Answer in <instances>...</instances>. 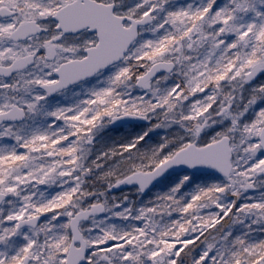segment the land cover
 <instances>
[{
  "label": "snow or ice",
  "instance_id": "obj_1",
  "mask_svg": "<svg viewBox=\"0 0 264 264\" xmlns=\"http://www.w3.org/2000/svg\"><path fill=\"white\" fill-rule=\"evenodd\" d=\"M262 75L264 0H0V264H264ZM84 83L99 86L47 108ZM124 118L149 128L89 161ZM175 165L223 180L109 196Z\"/></svg>",
  "mask_w": 264,
  "mask_h": 264
},
{
  "label": "rangeland",
  "instance_id": "obj_2",
  "mask_svg": "<svg viewBox=\"0 0 264 264\" xmlns=\"http://www.w3.org/2000/svg\"><path fill=\"white\" fill-rule=\"evenodd\" d=\"M137 2V0H126V4L128 6H131L133 4H135ZM191 2V0H173L174 6H179V5H185L187 3ZM225 2V0H218V3L223 4ZM264 83V79L263 82ZM92 86H99V85H94V84H83L80 87L75 88L74 90H69L67 92H65L64 94H61L59 96H57L56 98L50 99L49 104L47 106L48 109L54 108L58 105H65V104H72L76 101H78L83 95L84 93L88 90L89 87ZM248 93L245 92V95L247 96ZM264 103V102H262ZM37 123H41L42 125L46 123L45 119L43 117H41ZM110 128V124H107L96 136V141L95 144L93 146L92 149V155L96 156L103 152L108 150L107 149V144L109 142L112 143L113 140V136L115 135V133H112ZM129 130V129H128ZM181 130L178 128L175 130V126L173 128L170 129H156L152 132L149 133V136L151 139H145V143L146 148L151 149L152 147H154L155 144V140H159L164 136H170L174 133L180 132ZM112 137V138H110ZM148 142V143H147ZM140 146V145H139ZM113 146L111 145V148ZM141 147V146H140ZM91 155V156H92ZM118 159V158H117ZM117 159H115V161L113 162H108L106 165V167H104L105 169H107L109 166L114 165L117 162ZM96 176H98V173L94 174L93 176H90L88 179L91 180L90 184H92V182L94 181L93 177L96 178ZM190 177L189 181L185 184L187 190L191 193L194 191L195 187L192 186V183L194 182L195 179H193L192 176H188ZM184 178V177H183ZM183 178L180 179V182L183 180ZM176 183V182H174ZM166 184H168V182H166L165 184H160L155 191L151 192L149 196L145 197L144 200L142 199V197L140 196L139 192L136 189L133 190H128V191H124L123 193L120 194H112L109 195L111 196H115L118 199H123L124 196L128 197V201L125 202L124 206H128L129 204H133L136 207L139 206H143L148 204L150 201H155L156 198L160 195L166 194L169 192V189L166 187ZM96 186V185H95ZM103 187V186H101ZM99 188V187H98ZM50 193L54 194L58 191V188L56 187H52L48 190ZM256 195H258V193H256ZM118 222V221H117ZM255 227V226H254ZM244 228L242 225H237L235 226L234 231L241 232L243 231ZM262 234L264 236V232H260V231H256L253 233V238H264V237H259V235Z\"/></svg>",
  "mask_w": 264,
  "mask_h": 264
},
{
  "label": "trees",
  "instance_id": "obj_3",
  "mask_svg": "<svg viewBox=\"0 0 264 264\" xmlns=\"http://www.w3.org/2000/svg\"><path fill=\"white\" fill-rule=\"evenodd\" d=\"M41 124V123H40ZM148 128H147V126H145V125H141V126H134V127H131L130 128V130H124V129H119V130H110L112 133H115V135L113 136V140H112V143L111 142H109L108 144H107V149H109V148H111V145L113 146V147H115V146H118V145H120V144H123V143H127V142H129L133 137H135V136H137V135H141V134H143V132L144 131H146ZM110 138H112V137H110ZM155 143H157V142H162L161 141V139L160 140H155L154 141ZM146 143H145V141L144 142H142L141 143V147H140V149L142 150V151H144V150H148V148H146ZM96 158V154H95V156H90L89 157V161H91V160H93V159H95ZM113 161H115V159L114 160H111L110 162H113ZM107 165L105 164V167H106ZM105 170V168L104 169H101L100 171L101 172H103ZM185 176H192L193 177V179H195L194 180V182L192 183V186H194L195 187V189H196V187L197 186H206V185H208V184H210V183H214V182H220V181H222L223 179L222 178H218V177H216V176H214V175H201V174H198V175H194V174H190V173H176V174H171L167 179H165V181L164 182H162L161 184L163 185V184H165L166 182H168V184H166V187L169 189V191H170V189L171 188H173L174 186H176L177 184H179L180 183V179L181 178H183V177H185ZM93 179H94V181H96V178L95 177H93ZM89 181H91V180H89ZM174 182H176V183H174ZM96 187H101V186H103L99 181H96ZM89 186H91V184L89 185ZM195 189H194V191H195ZM58 191H59V189H58ZM182 193H190L188 190H187V188H186V186H184V188L182 189ZM150 195V193L148 194V195H146V196H144V197H142V199L144 200V198L145 197H147V196H149ZM259 237H264L262 234H260L259 235Z\"/></svg>",
  "mask_w": 264,
  "mask_h": 264
},
{
  "label": "water",
  "instance_id": "obj_4",
  "mask_svg": "<svg viewBox=\"0 0 264 264\" xmlns=\"http://www.w3.org/2000/svg\"><path fill=\"white\" fill-rule=\"evenodd\" d=\"M58 95V94H57ZM54 95L53 97H55ZM52 97V98H53ZM135 124H148V122L143 121V120H138L134 118H124L118 121H115L114 123H111L112 128H120V127H130V125H135ZM190 172L192 174H203V175H208V174H213L217 177H222V174L216 171L215 169L206 167V166H197V167H189L187 165H175L171 168H169L166 172L163 173L160 177H158L153 183L149 186L148 189H146L144 192H140L142 196L148 194L149 192L153 191L155 189V186L164 181L168 175L172 173H187ZM137 188L136 185H124L121 186L120 188L113 189L109 195L115 194V193H121L122 191L128 190V189H133Z\"/></svg>",
  "mask_w": 264,
  "mask_h": 264
},
{
  "label": "flooded vegetation",
  "instance_id": "obj_5",
  "mask_svg": "<svg viewBox=\"0 0 264 264\" xmlns=\"http://www.w3.org/2000/svg\"><path fill=\"white\" fill-rule=\"evenodd\" d=\"M263 79H264V75L258 77L257 80L253 81V84H252V85H248L247 88H248V89H251V87H252L253 85H256V84H260V83H262V82H263ZM84 84H85V83H84ZM82 85H83V84H82ZM246 93H247V91H246ZM59 95H61V94H59ZM59 95H57V96H59ZM57 96H56V97H57ZM145 126H147V128H149V125H145ZM132 127H134V126H132ZM126 129L128 130V128H126ZM176 129H178V126H175V130H176ZM129 130H130V129H129ZM148 138L151 139L150 136H148L146 139H148ZM159 140H160V139H159ZM147 143H148V142H147ZM159 143H161V142H157V143H155V144L158 145ZM154 146H156V145H154Z\"/></svg>",
  "mask_w": 264,
  "mask_h": 264
}]
</instances>
